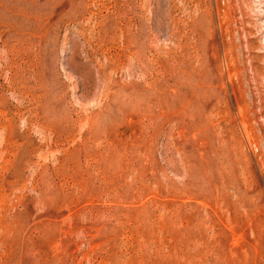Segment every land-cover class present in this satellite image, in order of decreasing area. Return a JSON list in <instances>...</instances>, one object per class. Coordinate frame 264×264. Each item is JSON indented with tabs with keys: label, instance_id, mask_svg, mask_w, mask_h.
Listing matches in <instances>:
<instances>
[{
	"label": "rangeland",
	"instance_id": "rangeland-1",
	"mask_svg": "<svg viewBox=\"0 0 264 264\" xmlns=\"http://www.w3.org/2000/svg\"><path fill=\"white\" fill-rule=\"evenodd\" d=\"M0 264H264V0H0Z\"/></svg>",
	"mask_w": 264,
	"mask_h": 264
}]
</instances>
